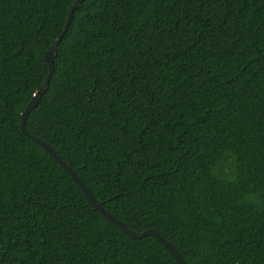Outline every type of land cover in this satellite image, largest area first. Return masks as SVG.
<instances>
[{
	"label": "trees",
	"instance_id": "1",
	"mask_svg": "<svg viewBox=\"0 0 264 264\" xmlns=\"http://www.w3.org/2000/svg\"><path fill=\"white\" fill-rule=\"evenodd\" d=\"M77 0H0V264H180L91 203L22 113ZM29 132L186 264H264V0H85Z\"/></svg>",
	"mask_w": 264,
	"mask_h": 264
},
{
	"label": "water",
	"instance_id": "2",
	"mask_svg": "<svg viewBox=\"0 0 264 264\" xmlns=\"http://www.w3.org/2000/svg\"><path fill=\"white\" fill-rule=\"evenodd\" d=\"M83 1L85 0H77L72 7L70 8L69 14L67 16L65 26L61 33L57 36V38L52 43L51 47L45 52L44 59L47 62L48 65V74L44 81V83L40 86H38L33 94V97L31 101L27 104L26 108L24 109L22 113V119H21V129L23 133L28 135L29 137L36 140L42 147H44L45 150L51 153V155L60 163V165L75 179V181L80 185L81 189L84 191L85 195L88 197V199L91 201V203L97 208L106 218H108L111 222H113L115 225H117L119 228H121L123 231L128 233L129 235L135 237V238H142L144 236H153L158 241H160L180 262V264H186L183 256L181 253L176 249V247L173 245L172 242H170L168 239H166L163 235H161L156 229L149 228L145 229L143 231H136L132 229L130 226L122 222L120 219H118L114 214H112L108 209H106L92 194L84 180L81 178V176L76 173V171L66 162L62 159V157L57 153V151L45 140L37 137L36 135L29 132L26 126L27 118L29 113L32 109H34L41 101L43 94L47 91L50 85V81L52 78V75L55 70V64L54 59L58 54V44L63 39L65 34L70 28L74 11L79 8Z\"/></svg>",
	"mask_w": 264,
	"mask_h": 264
}]
</instances>
